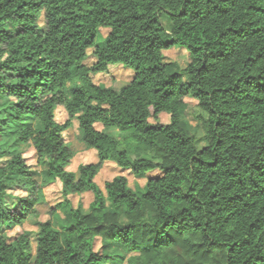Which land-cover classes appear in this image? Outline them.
Returning a JSON list of instances; mask_svg holds the SVG:
<instances>
[{"label":"trees","instance_id":"1","mask_svg":"<svg viewBox=\"0 0 264 264\" xmlns=\"http://www.w3.org/2000/svg\"><path fill=\"white\" fill-rule=\"evenodd\" d=\"M100 28L109 32L97 44ZM176 45L192 61L169 73L164 51ZM115 65L132 70L127 85L94 81ZM186 97L200 110L201 148L182 125ZM0 100V137L19 124L15 141L47 163L40 184L24 151L0 142V264H106L114 249L126 264H264V0H0ZM76 117L98 158L77 173L65 139ZM109 162L148 177L145 192L124 175L101 189ZM57 182L64 233L51 212L35 240L30 231L10 240L6 231L38 217L42 189ZM84 194L86 212L73 205Z\"/></svg>","mask_w":264,"mask_h":264},{"label":"rangeland","instance_id":"2","mask_svg":"<svg viewBox=\"0 0 264 264\" xmlns=\"http://www.w3.org/2000/svg\"><path fill=\"white\" fill-rule=\"evenodd\" d=\"M39 24L42 27L43 22L41 17L39 19ZM162 24L165 27L166 33L164 35L165 40L169 41L171 39L170 31H171V22L169 20V16L165 14L162 18ZM108 28H100L96 43L101 44L105 41V37L108 34ZM89 57L85 61L87 66H91L95 58L92 55V50H89ZM165 61L171 62L172 64L168 67L169 73L182 72L187 65L192 61V58L188 52V50L181 45H176L172 49L164 51ZM94 81L100 83L102 86L111 87L112 89L119 91L123 86L127 85L132 77V70L123 67L122 65H115L110 67L108 72L99 73L93 76ZM183 82L188 80L185 74L182 75ZM186 105L182 109V125L185 128L186 132L189 135H192L197 140V145L199 148L205 146V142L203 140L204 134L203 131L199 128V124L195 119V116L200 113L199 108L196 105V101L191 97L185 98ZM4 101L0 100V111L4 109ZM64 113H59V118L62 119ZM159 121L161 123H168L169 116L167 114H162L160 116ZM23 124L29 127H33L36 129L41 128L39 122L34 119H25ZM19 124H12L10 132L0 137V142L11 152H23L24 157L27 160V163L32 166V175L35 180H37L40 184H43L45 181V171L47 170V163L41 162L38 163L36 160L34 149L29 144H20L15 141L14 132L19 129ZM99 130H103L105 133L116 137L118 139H122V134L119 130L114 128L103 129L100 125L97 126ZM82 132L79 128L77 117L72 121V126L65 133V139L73 151V159L68 168L69 171L77 173L79 165L87 164V163H96L98 162V158L96 153L93 150L86 149L84 144L81 142ZM123 147H126L123 145ZM117 165L113 162L106 163L98 177L96 178V183L101 189H104V183L106 181L111 180L117 175H124L128 178L129 188L136 193L137 195H142L145 192L147 178H135L127 172H122L116 167ZM159 171L152 172L149 176L154 177L159 175ZM14 195H22L20 192H15ZM42 201L37 207L38 217H32L27 222H25L20 227H14L6 231V235L13 240L19 234L24 231H30L33 234V238L35 240L36 233L38 232V226L36 225V221H45L50 218L51 212H54V220L53 226L55 229L64 233L65 229L70 224V216L66 207L62 205H58L62 201L61 196V187L60 183H54L49 187H45L42 189ZM13 199H9V203H12ZM91 201V196L89 194H84L81 197H77L73 199V205L76 206L78 202L82 204V210L88 211L89 204ZM58 206V207H57ZM56 208V209H55ZM54 210V211H53ZM56 210V211H55ZM35 246V242H33ZM99 244L97 245V247ZM116 258L111 263L106 264H126L127 256L120 249L113 250Z\"/></svg>","mask_w":264,"mask_h":264}]
</instances>
